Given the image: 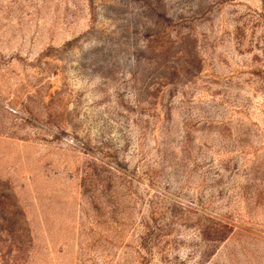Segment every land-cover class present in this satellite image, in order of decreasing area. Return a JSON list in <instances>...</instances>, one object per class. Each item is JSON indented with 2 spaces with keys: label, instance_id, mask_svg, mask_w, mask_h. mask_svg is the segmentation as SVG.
<instances>
[{
  "label": "rangeland",
  "instance_id": "rangeland-1",
  "mask_svg": "<svg viewBox=\"0 0 264 264\" xmlns=\"http://www.w3.org/2000/svg\"><path fill=\"white\" fill-rule=\"evenodd\" d=\"M0 264H264V0H0Z\"/></svg>",
  "mask_w": 264,
  "mask_h": 264
}]
</instances>
